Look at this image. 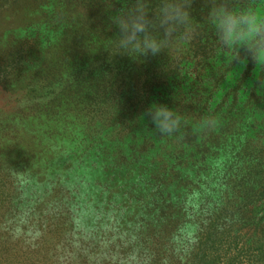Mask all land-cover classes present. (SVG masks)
I'll list each match as a JSON object with an SVG mask.
<instances>
[{
    "label": "trees",
    "instance_id": "1",
    "mask_svg": "<svg viewBox=\"0 0 264 264\" xmlns=\"http://www.w3.org/2000/svg\"><path fill=\"white\" fill-rule=\"evenodd\" d=\"M118 2L125 8L130 0ZM200 2V26L189 38L137 62L116 54L108 0H0V137L13 134L0 142V264H167L162 238L192 239L188 264H213L207 253L239 228L252 231L263 252L264 91L254 86L264 59L242 50L245 63H230ZM233 5L264 19V0ZM47 21L55 40L28 67V51L13 35ZM152 103L178 111L185 121L179 133L152 128L141 115ZM81 117L101 135L82 183L71 187L73 177H63L42 200L40 187L53 175L34 176L55 165L59 141L75 140ZM65 196L75 198L63 207L91 214L85 225L52 212ZM97 226L105 228L100 246Z\"/></svg>",
    "mask_w": 264,
    "mask_h": 264
},
{
    "label": "clouds",
    "instance_id": "2",
    "mask_svg": "<svg viewBox=\"0 0 264 264\" xmlns=\"http://www.w3.org/2000/svg\"><path fill=\"white\" fill-rule=\"evenodd\" d=\"M108 2L111 15H106L107 27L118 29L116 54L137 62L164 53L174 40L189 38L200 26L196 23V0H130L125 8L115 6L118 0ZM198 12L212 23L217 45L229 52L230 63H245L242 50L255 61L264 59V19H258L253 12L234 11L233 0H201ZM258 78L254 89L264 91V77ZM141 115L150 118L152 128L160 135L177 134L185 123L173 106L164 103L150 104ZM206 123L212 126L214 121L209 119ZM39 235L36 232L33 240Z\"/></svg>",
    "mask_w": 264,
    "mask_h": 264
},
{
    "label": "rangeland",
    "instance_id": "3",
    "mask_svg": "<svg viewBox=\"0 0 264 264\" xmlns=\"http://www.w3.org/2000/svg\"><path fill=\"white\" fill-rule=\"evenodd\" d=\"M10 14H7L9 16ZM51 22V21H50ZM50 22H41V23H33L30 24L27 27H22L19 29V31L15 32L13 35V42L16 44H23L25 45V48L28 51V67H33L37 63L40 62V60L43 58L42 51L44 47L46 46V41L55 40V37L50 35L52 32L50 29ZM20 76V75H19ZM93 123L89 124V121L86 117H81V119H78L76 122V126L73 129V134L75 140L71 141H64L61 140L58 143V148L56 151V162L53 167H50L48 170H46V166L43 165L41 167V170L38 174H35V178L37 176H42V174H46L48 177L49 175H53V178L50 177V182H47L46 185H42L40 187L41 194H42V200L46 198V196H49L51 193H54L60 184H63L62 179L63 177H66L68 175H71L73 177L72 182L67 183L68 185L75 186L79 185V183H82V178L80 176V172L82 171V167L87 166V154L90 151H93V148L96 147L93 140L97 139L100 135V131L97 129H94ZM90 125V127H88ZM107 127V125H106ZM86 131L83 133V131ZM13 138L12 133H6L3 136L0 137V142H5L7 139L10 140ZM94 143V144H93ZM57 163V164H56ZM107 167L111 168V164L106 161ZM92 164V163H90ZM111 177V175H110ZM105 175V180H110V182H105L106 185L110 184L112 182V179ZM38 179V178H37ZM39 180V179H38ZM78 181V182H77ZM49 184V185H48ZM46 186V187H45ZM36 188V187H35ZM33 188V189H35ZM67 188L63 185V193L67 192ZM102 191L106 193V197H108V192L106 191V188H102ZM56 193V192H55ZM58 196H60L62 193L58 192ZM75 197H66L64 200L60 198V203H58V208L54 207L51 208L54 211L57 212V218L59 219L61 214H65V216L73 217L76 221L82 220V224L85 225L86 222L89 221V217L91 214L85 215L83 213L80 214L79 207L73 208L67 207L64 205V207L61 204H64V201L70 202L74 201ZM104 198V196H103ZM38 197L35 198V200H31V205L29 209H35L37 204H39V200H37ZM63 200V201H62ZM102 200V199H101ZM54 204L53 200L46 202L45 207L42 211L48 210L51 205ZM70 205H73L72 203H69ZM49 206V207H48ZM63 207V208H62ZM84 213H87L86 211ZM83 214V216H81ZM95 215V214H94ZM96 220L100 219L98 215H101L100 213L96 212ZM70 217L67 221L70 220ZM57 219V220H58ZM27 220H31L29 217H27ZM62 220V218H61ZM102 226H97L94 231L98 232L99 239L97 241V245L100 246L105 241V228H99ZM237 231V230H236ZM234 232V231H232ZM264 235V232H258V234ZM234 233H232L233 235ZM252 234V231H248V229L245 228H239V231L234 234L233 236H227L223 239V247L219 250H214L213 252H209L208 257L213 258V264H264V249L263 252L260 253L259 249L256 248L255 243L253 244L255 236H253L252 240H250V236ZM192 239H189L188 241H182V243L187 244H181L178 245V243H172V240H168L165 238H162L161 242L164 244V256L167 260V264H188V255L185 253L186 251L190 250V247L188 244L191 245ZM259 247V246H258ZM260 248V247H259ZM192 250V249H191ZM177 255V256H174Z\"/></svg>",
    "mask_w": 264,
    "mask_h": 264
}]
</instances>
